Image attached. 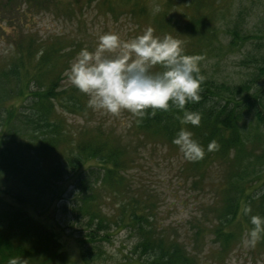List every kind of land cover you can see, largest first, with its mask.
I'll return each mask as SVG.
<instances>
[{
	"label": "trees",
	"instance_id": "obj_1",
	"mask_svg": "<svg viewBox=\"0 0 264 264\" xmlns=\"http://www.w3.org/2000/svg\"><path fill=\"white\" fill-rule=\"evenodd\" d=\"M31 1L47 3L51 0H27L25 3ZM118 1L129 5L130 11L126 15L146 12L144 5L148 0ZM181 1L184 2L181 9V19L185 20L183 31L195 41L194 45L183 50L185 53L198 55L202 61L205 53L195 52V49L203 39L205 46L210 40L214 48L211 51L218 54L225 50L233 52L255 38L235 26L228 30L231 39L225 44L217 29L218 18L207 14L205 0ZM212 2L209 1L208 7L211 8ZM167 9L168 3L167 7L158 10L155 20L165 27L178 26L174 16L172 22L164 16ZM214 37L217 45L212 41ZM263 40L264 35L257 43ZM20 48L17 61L10 59L5 71L0 72V116H4V119L0 118V177L9 175L18 183L14 187L16 193L0 186V264H7L10 256L25 257L27 264H53L52 256L59 255L52 252V243L60 242L57 232L35 215L49 212L53 200L58 203L65 199L68 188H63L61 183L66 175L74 174L79 177L74 181L73 208L78 222L88 231L80 238L81 246L90 241L97 243L109 239V229L114 225L129 229L140 237L132 251L138 258L131 259L132 262L196 264L194 250L184 247L176 236L164 230L158 232L154 213L158 202L153 203V196L138 191L131 194L133 183L124 173L133 161L124 157L125 152L117 144V139L109 137L100 127L93 131L86 127L74 134L66 132V115L81 113L87 108L76 87L60 86L64 69L60 70L57 61L64 57V53L73 56L75 49L66 53L57 41L37 42L34 37L27 45L20 44ZM258 49L253 55L245 56V66H253L254 71L241 83L215 80L198 61V71L204 77L198 92L200 99L185 105L200 113L198 124H182L179 119L182 111L174 106L149 108L145 115H137V132L144 139H165L173 146L172 139L182 126L191 130L193 137L204 146V155L191 159L192 172L201 180L214 182L218 173L223 171L218 181L221 205L216 211L209 210L213 221L210 231L214 243L219 245V255L226 249L228 252L235 250L243 242L247 229L252 227L250 215L264 216V148L258 150V146H264V43ZM10 77L20 80L18 87L8 84ZM32 87L36 89L31 91ZM14 92L25 99L33 98L32 107L20 112L14 105L6 106ZM63 97L67 101H61V112L58 113L56 100ZM7 128H13V131L8 133L4 130ZM212 139L217 141V147L209 151L207 144ZM11 144L15 149L10 147ZM60 150L62 154H57ZM47 160H51L50 165L45 164ZM92 164H97L98 169ZM87 165L86 174L82 175L81 171ZM139 188L143 190L144 187L140 185ZM105 192L110 195L118 193L121 197L117 199L118 206L111 217L102 208L108 197ZM3 194L13 196L16 203L10 204L6 198H1ZM244 205L250 207L247 215L242 211ZM205 220L208 221L209 217ZM201 222L191 225L196 235L202 234ZM257 241L264 243V233ZM86 251L83 249L82 255L85 264H89L93 257Z\"/></svg>",
	"mask_w": 264,
	"mask_h": 264
},
{
	"label": "rangeland",
	"instance_id": "obj_2",
	"mask_svg": "<svg viewBox=\"0 0 264 264\" xmlns=\"http://www.w3.org/2000/svg\"><path fill=\"white\" fill-rule=\"evenodd\" d=\"M26 1L13 0L12 3H9V0H0V72L5 71L4 67L10 63V59L17 61L16 56L21 53L20 44L27 45L32 37L37 42L55 40L63 46L64 52L75 49L73 56H66L64 53V57L58 59L57 66L60 67V70L69 66L73 57L82 47L93 49L97 43L98 35L106 31L116 32L121 39L127 40L141 33L147 25H151L154 28V35L162 36L164 33H170L177 37L182 42L183 50H187L186 47H191L195 42L187 31H183L185 20L181 19L183 1L189 2L190 0H182L183 3H180L179 0H148L144 5L146 12L132 16L125 14L130 11L129 5L120 4L118 0L110 3L105 2L107 0L94 2L51 0L47 3L31 1L30 4L25 3ZM205 1L206 5L210 6L208 4L210 0ZM167 3L168 9L164 16L171 22L174 16L178 26L165 27L155 20L159 15L158 10L167 7ZM212 4L211 8L207 6L205 9L207 14L217 16L219 25L217 29L218 32H221V41L225 44L230 41L231 36L228 34V30L235 26L244 33L254 35L255 38L233 52L225 50L218 54L211 51L214 49L211 41L209 40L205 46L206 41L203 39L200 46L196 47L195 52L205 53L206 57L200 61L210 77L220 82L241 83L247 80L254 71L253 66H245L244 60L247 59L245 56L256 53L264 43V40L260 42L261 44L257 43L258 38L264 35V0H213ZM215 27L217 26L215 25ZM212 41L215 45L218 44L215 37ZM156 67L158 68V66ZM19 82L18 78H12L8 84L15 88L18 87ZM71 85L63 72L60 86L66 88ZM35 89L32 87L31 91ZM78 92L81 94V101H84L87 108L81 113H71L70 115L64 113L67 116H65L67 123L64 125V128H67L66 132L68 130L74 134L86 127L91 131L100 127L106 134H109V137L117 139L119 142L117 144L125 152L124 157L133 161V165H129L124 173L132 180L131 194L135 191L143 195L148 192L154 198L152 199L153 203L158 202L154 209L158 232L161 233L164 230L176 236L177 241L184 247L186 246L190 251L194 250L196 264H264V243L257 240L249 244H245L243 241L235 250L228 252L226 249L219 255V245L214 243V236L210 231L213 221L209 210L216 211L221 205L218 181L223 171L218 173L214 182L201 180L192 172L194 169L192 161L184 158L177 145L172 146L165 139L160 140L152 137L144 139L142 135L138 134L137 115L126 109L116 114L99 109L94 110L87 104V94ZM25 98V96H17L15 93L5 104L6 106L14 105L13 107L19 108L20 112H25L28 110L27 107H32L31 100L33 99ZM56 101L57 112L60 113L62 102L65 103L67 98L63 97L62 100ZM3 117L0 116L4 119ZM4 130L10 133L13 128ZM10 147L15 149L14 144H11ZM262 147L264 148V146H258V150L261 151ZM57 154H62V151L60 150ZM45 164L50 165L51 160H47ZM93 166L96 167V170L98 169L97 164ZM87 167L88 165L82 169V175ZM96 173L98 172L96 171ZM78 177L77 174L66 175L61 183L63 188L65 186L68 188L64 195L65 199L58 203H54L53 200L49 212L35 215L42 220V223H46L57 232L60 242L59 244L52 243V252L56 251L59 255L52 256L53 264H85L82 255L83 249H87L86 252L89 255L92 254L93 258L89 260V264H140L131 261V259L138 258L137 255H133L135 253L132 251L140 237L120 226L112 225L109 229L111 235L109 239L97 243L90 241L91 243L81 246L80 238H83L88 231L84 230L82 223L78 222L73 208L74 203H72L75 196L74 181ZM17 184V181L9 175L0 177L2 189H11L16 193L14 187ZM140 185L144 187L143 190H139ZM0 192L2 191L0 190ZM104 194L108 197L103 203V212L111 217L118 206L117 199L120 194L110 195L107 192ZM1 198H6L10 204L16 203L13 196L3 194ZM206 217H209L208 221L205 220ZM197 221L203 222L200 225L202 234L199 235L194 234V231L191 230L193 229L191 225L195 226ZM204 230L207 231L206 235H203Z\"/></svg>",
	"mask_w": 264,
	"mask_h": 264
},
{
	"label": "clouds",
	"instance_id": "obj_3",
	"mask_svg": "<svg viewBox=\"0 0 264 264\" xmlns=\"http://www.w3.org/2000/svg\"><path fill=\"white\" fill-rule=\"evenodd\" d=\"M182 42L170 33L154 35V28L144 30L125 40L113 31L102 32L93 49L82 47L64 69L68 81L87 94V104L116 114L122 110L143 116L146 109H167L174 106L182 111V124H198L199 112L185 107L186 102L199 100V88L204 79L197 68L198 55L183 51ZM158 66V68L156 67ZM155 69V70H154ZM186 159L204 155L202 146L190 129L181 127L172 139ZM217 147L212 139L209 151ZM244 214L250 207L244 205ZM252 225L243 238L254 243L264 233V216H249ZM7 264H27V258L10 256Z\"/></svg>",
	"mask_w": 264,
	"mask_h": 264
}]
</instances>
